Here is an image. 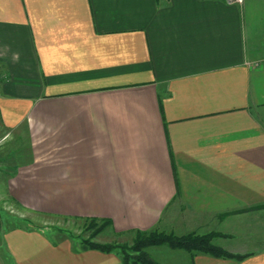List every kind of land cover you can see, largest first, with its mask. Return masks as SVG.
<instances>
[{"label": "crops", "instance_id": "0c3cea01", "mask_svg": "<svg viewBox=\"0 0 264 264\" xmlns=\"http://www.w3.org/2000/svg\"><path fill=\"white\" fill-rule=\"evenodd\" d=\"M0 119L26 145L14 202L117 233L218 232L251 255L177 253L264 264V0H0ZM8 237L0 264H123Z\"/></svg>", "mask_w": 264, "mask_h": 264}, {"label": "rangeland", "instance_id": "374dc122", "mask_svg": "<svg viewBox=\"0 0 264 264\" xmlns=\"http://www.w3.org/2000/svg\"><path fill=\"white\" fill-rule=\"evenodd\" d=\"M8 132L9 129L0 119V242L2 244L6 238L8 244L10 243L9 233L22 231L24 234L34 233L42 242H45L44 239L47 238L55 246H72L78 251L91 250L83 249L87 241L132 245L135 232L117 233L113 230L112 224L106 225L99 221L96 226H92L90 225L91 221L87 219L35 212L14 202L6 189V184L17 166L26 160V151L24 150L26 145H24L25 141L21 142L19 136ZM102 223L104 226H101ZM146 250L159 264H188L184 262L183 256L177 253L182 252L179 249L175 250L167 245H161L148 247ZM111 253L118 255L122 261V257L117 251Z\"/></svg>", "mask_w": 264, "mask_h": 264}, {"label": "trees", "instance_id": "16d2710c", "mask_svg": "<svg viewBox=\"0 0 264 264\" xmlns=\"http://www.w3.org/2000/svg\"><path fill=\"white\" fill-rule=\"evenodd\" d=\"M90 225L96 226L101 221L111 225L109 219H87ZM102 223L101 226H104ZM135 238L132 245L128 244H106L87 241L83 249H94L105 253L117 251L122 257L123 264H159L146 250L148 247L167 245L171 249H179L188 252L192 257L197 254H208L218 258L235 259L242 261L251 254L233 253L214 243V239L222 234L218 232L196 233L190 232L177 235L173 232H166L158 228L148 231H135ZM118 249V250H117Z\"/></svg>", "mask_w": 264, "mask_h": 264}, {"label": "built area", "instance_id": "2783aa9c", "mask_svg": "<svg viewBox=\"0 0 264 264\" xmlns=\"http://www.w3.org/2000/svg\"><path fill=\"white\" fill-rule=\"evenodd\" d=\"M228 4H242L244 0H225Z\"/></svg>", "mask_w": 264, "mask_h": 264}]
</instances>
